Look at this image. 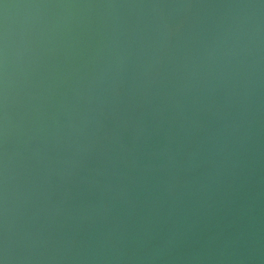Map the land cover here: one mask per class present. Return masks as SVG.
Returning a JSON list of instances; mask_svg holds the SVG:
<instances>
[{
  "label": "water",
  "instance_id": "water-1",
  "mask_svg": "<svg viewBox=\"0 0 264 264\" xmlns=\"http://www.w3.org/2000/svg\"><path fill=\"white\" fill-rule=\"evenodd\" d=\"M0 264H264V0H0Z\"/></svg>",
  "mask_w": 264,
  "mask_h": 264
}]
</instances>
